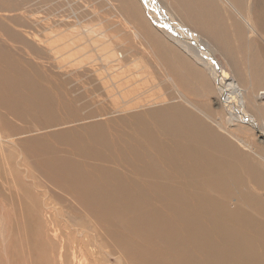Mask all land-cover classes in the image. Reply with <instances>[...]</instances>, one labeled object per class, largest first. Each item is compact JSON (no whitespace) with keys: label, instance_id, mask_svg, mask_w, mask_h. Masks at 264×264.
Returning <instances> with one entry per match:
<instances>
[{"label":"bare ground","instance_id":"obj_1","mask_svg":"<svg viewBox=\"0 0 264 264\" xmlns=\"http://www.w3.org/2000/svg\"><path fill=\"white\" fill-rule=\"evenodd\" d=\"M117 1L134 22L133 38L140 39L142 33L152 39V54L172 74V79L165 80L171 93L148 96L142 74L161 70L141 60L142 55L124 70L123 51L103 43L80 49L79 54L80 59L95 54V61L110 69L97 81L111 106H102L97 97L101 112L84 111L78 98L60 101L50 85L42 91L37 72L26 73L0 44V107L4 111L0 135H5L0 136V148L23 147L21 159L45 186L57 191L58 203L75 220L92 225L129 262L264 264V199L255 193L264 179V159L256 163L249 154L252 147L229 130L236 123L264 134V123L259 125L247 112L249 100L264 85L263 0H171L203 38L175 23L164 0H139L140 10L130 1ZM56 36L54 43L72 44L75 39L71 34ZM201 69L207 75L202 73L200 79ZM239 72L248 88L235 78ZM180 74L185 79L177 83ZM198 78L203 92L211 91L219 99L227 126L184 93L189 95L190 84ZM176 97L183 104L174 102ZM8 115L31 119L33 130L29 125L20 131ZM42 132L50 134L35 135ZM20 137L25 139L15 140ZM9 184L15 186L14 181ZM5 189L0 186V199L7 201L12 194L4 195ZM11 206L20 223L22 245L27 247L30 204L21 198ZM115 222L124 230H117ZM85 224L82 230L93 231ZM0 227L5 242L6 228ZM85 233L78 236L88 244L94 242L95 236L91 240ZM76 248L74 258L83 264Z\"/></svg>","mask_w":264,"mask_h":264},{"label":"rangeland","instance_id":"obj_2","mask_svg":"<svg viewBox=\"0 0 264 264\" xmlns=\"http://www.w3.org/2000/svg\"><path fill=\"white\" fill-rule=\"evenodd\" d=\"M125 1L126 3L130 1L133 7H137L139 10L140 8L143 9L139 0H136L138 3H136V6L133 0ZM163 2L173 18L175 17L176 22L173 20V23H178L180 27L186 28L193 36L197 35L203 38L194 32L192 26L177 12L171 0H164ZM157 4L162 7L159 3ZM129 16V11L117 0H0V44L8 55L16 60L15 62L20 63L21 68L26 73L32 75L33 71L37 72L40 77L37 79V84H39L42 91H48L50 85L60 101L64 98H78L77 104L83 107L84 111H93L99 114L101 107L96 104V101L101 100V103L103 102L102 106L105 107L111 105L97 79L101 78L104 72L109 73L110 69L102 67L101 65L105 66L104 63L98 60L95 61V54L90 59H80V49L86 50L94 45L99 47L103 43L112 44L120 53L123 51V57L125 58L123 62L126 65H121L123 68L120 67L124 70L130 69L129 61L138 59L142 55L141 60L145 63L154 64L163 71L144 72L142 75H144L147 84L143 87V90L148 96L155 94L168 96L171 93V89L165 83V80L167 77L172 79V74L163 70L158 55L156 53L152 54L154 53L151 52L153 49L152 39L149 40L142 33L140 39L133 38L132 28L134 22L131 21L132 18ZM145 20L152 24L146 14ZM140 21L143 22V20ZM150 26L155 28L153 25ZM82 31H86L85 36H81ZM90 32L93 35H90ZM66 34L75 37L72 44L62 43V41L54 43V39L57 38L56 35L63 36ZM91 36L95 41L91 39ZM68 51L71 54L74 53V55L70 56V54H67ZM135 51L138 52L135 53ZM70 60H73V62L70 63ZM202 71L201 69V75L197 74L200 79L202 76L207 75L206 72ZM236 75L238 76L234 77L240 81L241 85L248 88L243 73L239 72ZM230 76L233 77V73H230ZM181 78L185 79V76L180 74L176 77V82L180 83ZM199 78L198 81L195 80L193 84H190L191 93L189 92V95L180 89L177 83L175 84L180 91L187 94L192 102L207 109L206 112H209L211 118L222 120L223 126H227L228 117L219 99L211 91L203 92V85L207 86V79L204 77L206 80L201 86ZM174 100V102L182 103L181 99L177 97ZM25 102L22 100L21 103L24 104ZM3 112L0 107V113ZM247 112L259 125L264 123V85L258 86L256 97L249 100ZM116 117L111 116L110 118ZM8 118L20 131H24L25 127L28 128L29 125V128H34V121L31 119L30 121L28 118L18 119L12 115H8ZM229 130L240 141L246 142L252 147L253 152H251L252 154L249 152V154L255 162L264 159V134L258 133L257 130L251 129L248 125L236 123H234V126L229 127ZM48 132L35 135L50 134ZM1 135L4 134L1 133ZM230 138L234 139L233 137ZM233 142L238 148L246 150L241 143L237 142L236 138ZM22 151L23 147L19 148L13 145H5L0 148V184L6 186L3 194H12L13 197H11L12 200L8 199L7 201L0 199V225L3 224L6 228L5 242L4 238H0V264H79L74 258L75 246L80 250L77 256L83 264H137L135 261H131L133 263L129 262V258L114 249L112 245L108 246L103 241L100 232L97 234L94 228H91L92 225L89 226L85 220L82 219L81 222L72 218V212L66 209L65 206L62 207L56 200V198H59L57 191L45 186V183L40 180L41 178L35 176L31 166L30 170L27 168V161L24 157L23 160L21 159ZM31 161L32 159H30V163ZM4 180H7V185ZM9 181L15 182L14 188L10 186ZM260 185L255 189V193L264 199V179L260 182ZM246 187L253 193L252 186ZM13 194H15V197ZM15 198L16 202L24 198L30 204L31 232L30 243H27V247L22 245L23 239L19 229L18 217L11 212L14 211V209L11 210L13 206L11 204H16ZM83 223H86L85 225L93 231L82 230ZM117 223H114L115 228L119 231L124 230L122 225ZM81 231L86 232L85 234L89 238L91 237V240H93L92 236H95L94 242L88 244L85 237L84 239L78 236ZM75 236L80 237L78 238L79 242ZM82 240H85V243L79 245ZM3 249H6V252Z\"/></svg>","mask_w":264,"mask_h":264}]
</instances>
